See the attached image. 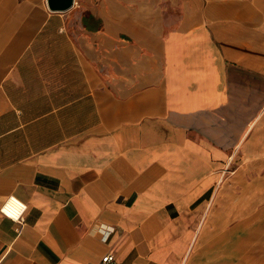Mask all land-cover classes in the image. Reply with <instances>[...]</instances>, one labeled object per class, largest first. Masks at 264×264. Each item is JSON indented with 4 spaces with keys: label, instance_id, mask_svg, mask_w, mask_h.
<instances>
[{
    "label": "crops",
    "instance_id": "1",
    "mask_svg": "<svg viewBox=\"0 0 264 264\" xmlns=\"http://www.w3.org/2000/svg\"><path fill=\"white\" fill-rule=\"evenodd\" d=\"M9 195L0 264H264V0H0Z\"/></svg>",
    "mask_w": 264,
    "mask_h": 264
},
{
    "label": "built area",
    "instance_id": "2",
    "mask_svg": "<svg viewBox=\"0 0 264 264\" xmlns=\"http://www.w3.org/2000/svg\"><path fill=\"white\" fill-rule=\"evenodd\" d=\"M26 208L24 201L15 195L7 196L0 205V211L9 218L21 222L23 220V213ZM103 239H107L114 227L107 223H100L98 226ZM97 264H119L116 256L112 250L105 253Z\"/></svg>",
    "mask_w": 264,
    "mask_h": 264
},
{
    "label": "water",
    "instance_id": "3",
    "mask_svg": "<svg viewBox=\"0 0 264 264\" xmlns=\"http://www.w3.org/2000/svg\"><path fill=\"white\" fill-rule=\"evenodd\" d=\"M49 8L54 10H65L73 4V0H46Z\"/></svg>",
    "mask_w": 264,
    "mask_h": 264
}]
</instances>
